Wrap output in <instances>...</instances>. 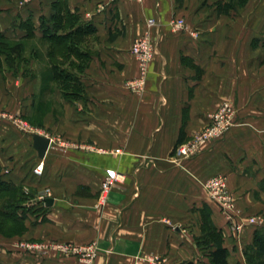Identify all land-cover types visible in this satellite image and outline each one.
<instances>
[{"label":"crops","instance_id":"crops-1","mask_svg":"<svg viewBox=\"0 0 264 264\" xmlns=\"http://www.w3.org/2000/svg\"><path fill=\"white\" fill-rule=\"evenodd\" d=\"M12 1L0 0V33L25 52L14 65L0 57V115L7 116L0 117V175L42 214L28 215L20 234H0V264H85L56 250L22 251L14 246L19 239L96 244L92 264L208 263L200 241L211 224L224 236L230 263L245 264L244 250L260 227L236 228L264 215V9L250 10L253 0L230 14L217 9L227 0H67L96 29L87 37L83 91L69 100L40 30L59 0L19 8ZM149 20L157 51L140 82L131 49L150 33ZM178 20L184 27L176 30ZM28 22L35 25L32 39ZM137 82L134 91L129 84ZM224 104L236 107V126L177 164L176 146L211 125ZM35 134L51 140L44 159ZM108 170L117 180L100 197ZM218 175L235 201L231 220L205 189ZM45 190L50 207L36 201Z\"/></svg>","mask_w":264,"mask_h":264},{"label":"trees","instance_id":"trees-1","mask_svg":"<svg viewBox=\"0 0 264 264\" xmlns=\"http://www.w3.org/2000/svg\"><path fill=\"white\" fill-rule=\"evenodd\" d=\"M67 2L59 0L54 5V17L52 20L41 19L40 30L42 39L48 46L47 55L52 64L53 77L62 84L64 96L75 100L83 91L80 76L88 64L87 37L95 33L96 29L73 13ZM247 2L248 0L218 2L217 9L220 14H230L231 11L242 9ZM25 26L28 38H34L35 25L28 22ZM24 52L23 43H12L4 33H0V57L6 56L8 65H14L17 59L22 60ZM27 200L29 197L21 187L2 180L0 175V234L7 233L10 236L22 232V223L28 217L23 206ZM200 245L207 251L209 262L190 264H231V252L224 246V236L216 226L211 224L207 227ZM244 257L245 264H264V228L255 230L253 244L245 248Z\"/></svg>","mask_w":264,"mask_h":264},{"label":"built area","instance_id":"built-area-1","mask_svg":"<svg viewBox=\"0 0 264 264\" xmlns=\"http://www.w3.org/2000/svg\"><path fill=\"white\" fill-rule=\"evenodd\" d=\"M140 1V0H138ZM152 21V20H150ZM176 28L184 27V21L178 20L176 23ZM155 43L151 44L145 38L136 39L132 46V54L140 62L142 68V75L146 73V67L149 59L156 55ZM140 82L143 80H139ZM129 87L138 91L141 86L140 83H131ZM237 109L231 104H224L219 110H217L212 116V123L200 133H198L192 140L179 144L175 149L176 163L181 164L185 160H189L196 155H198L207 145L213 141L222 139L234 126H236V116ZM1 118H6V115H0ZM9 119L13 120L14 124L22 129L30 130L28 125L19 118L10 117ZM43 164L39 165L35 169L37 175L42 174ZM117 180L116 172L113 170L107 171V177L102 183V196L107 197L109 191ZM205 189L208 192L209 197L217 202L223 209L226 218L229 220L232 219V215L235 214L236 206L235 201L228 189L227 178L222 175L215 176L208 180L205 183ZM50 191L45 190L42 192L36 201H45L49 197ZM263 225V220L259 217H250L239 226H237V231L239 233L244 232L248 227H260ZM17 246L26 249L27 251L31 250H56L61 254L66 256H79L81 261L85 264H92V261L95 257L94 246H75L68 243H42V244H33L29 242L18 243Z\"/></svg>","mask_w":264,"mask_h":264},{"label":"rangeland","instance_id":"rangeland-1","mask_svg":"<svg viewBox=\"0 0 264 264\" xmlns=\"http://www.w3.org/2000/svg\"><path fill=\"white\" fill-rule=\"evenodd\" d=\"M12 1V0H11ZM28 1H30V0H13L12 2L15 4V6L14 7H17V8H19V7H23V6H25L27 3H28ZM252 4L254 5H252L253 7H250V10H252V9H259L260 11H262L261 9H264V0H253L252 1ZM256 5H258V7H255ZM177 21H175V23H176ZM148 23V25H149V27H150V33L149 34H147V35H144V36H142V37H140V38H145V39H147L151 44H153L154 43V38H153V35H152V30L154 29V25H155V23H154V21L152 20V21H148L147 22ZM172 24V27H174V29H176V30H179V29H181V28H179V29H177L176 28V24ZM137 39H139V38H137ZM36 41V42H35ZM33 43H30V44H34V45H31L30 47H32V48H35V47H37L38 46V43H37V40H35ZM135 42V41H134ZM34 46V47H33ZM131 53H132V49H131ZM133 55V54H132ZM134 56V55H133ZM155 56L156 55H153V57L151 58V59H149V61H148V63H147V67H146V74L145 75H142V68H141V64H140V62L136 59V57L134 56V58L137 60V62H138V66H139V77L136 79V80H146L147 78H148V74H149V68H150V65H151V63L153 62V60H154V58H155ZM136 80H134V81H136ZM177 147V146H176ZM50 191V190H49ZM100 197H102V193L100 194ZM30 200V199H29ZM29 200H27V201H25L24 202V210L26 211L27 210V215H29L30 217H32L34 220H38V218H40V214H42V209H40V208H38V206L36 207V208H33V207H31V205L29 204ZM29 205H30V207H29ZM254 217H259V218H261L262 220H263V225L262 226H260V228H264V215L263 216H260V215H258V216H254ZM18 233H20V232H18ZM15 234H17V232L15 231ZM9 236L7 233L6 234H4V236ZM21 242H29V243H33V244H42V243H38V242H33V241H29V240H24V239H19L18 241H16V243L14 244V246L17 248V249H20V250H22V251H25V252H29V253H34V252H36V251H38V250H31V251H27L26 249H24V248H21L20 246L18 247L17 246V244L19 243H21ZM93 246H94V252H95V254L97 255V246H96V244L94 245L93 244ZM82 247H85V246H82ZM96 255H95V257L94 258H96Z\"/></svg>","mask_w":264,"mask_h":264},{"label":"water","instance_id":"water-1","mask_svg":"<svg viewBox=\"0 0 264 264\" xmlns=\"http://www.w3.org/2000/svg\"><path fill=\"white\" fill-rule=\"evenodd\" d=\"M50 143H51V140L49 138L43 137L38 134H35L33 136V145H34V148L37 150L38 156L40 159L45 158L48 148L50 146ZM45 202L48 207L54 204V200L52 198H47Z\"/></svg>","mask_w":264,"mask_h":264}]
</instances>
